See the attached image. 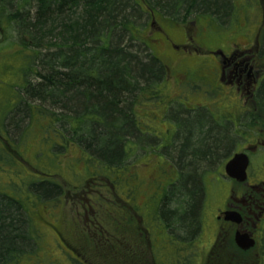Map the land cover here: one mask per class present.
<instances>
[{"label":"flooded vegetation","instance_id":"1","mask_svg":"<svg viewBox=\"0 0 264 264\" xmlns=\"http://www.w3.org/2000/svg\"><path fill=\"white\" fill-rule=\"evenodd\" d=\"M229 3L228 11H210L213 14L206 20L186 18L179 23L155 18L151 36L165 68L164 93L138 107L137 130L128 144V158L140 156L145 161L121 179L129 182L126 186L119 184L120 176L112 177L118 183L103 175L90 176L86 188L75 192L72 201H58L71 205L70 223L63 213L56 216L52 202L50 208L32 206L37 222L35 232L30 233L32 240L37 246L43 245L42 240L55 246L66 261L53 260L54 254L47 258L49 263L94 264L87 255L95 251L88 238L98 239L99 231L110 233L100 219L104 216L101 198H105L117 220L111 235L126 236L138 247L145 242L149 264H193L195 259L200 264H264V0ZM141 116L152 131H143ZM191 121L204 132L224 135L226 145L217 160L201 170L198 226L187 234L181 219L188 211L189 195L181 188L186 167L180 164L179 151L188 135L193 145L201 141L193 131L186 133L185 122ZM237 155L246 161L245 178L244 173H239L240 179L227 172L228 162ZM14 158L23 168L17 171L23 184L27 179L40 183L42 176H50L25 153ZM52 179L45 182L53 183ZM100 181L107 188L93 187ZM94 191L97 199L90 198ZM71 192L70 188L67 195ZM33 193L38 191L34 188ZM6 194L17 198L15 192L0 191ZM29 200L39 203L36 198ZM202 235L208 236L205 246L193 249ZM237 235H248L255 247L241 248ZM47 239L53 241L47 243Z\"/></svg>","mask_w":264,"mask_h":264},{"label":"trees","instance_id":"2","mask_svg":"<svg viewBox=\"0 0 264 264\" xmlns=\"http://www.w3.org/2000/svg\"><path fill=\"white\" fill-rule=\"evenodd\" d=\"M145 9L151 27L158 14L177 22L180 15L197 18L204 10L224 13L230 4L228 0H0V32L13 28L23 37L10 56L14 64L20 63L12 67L17 71L10 84L13 95H2L13 99V104L0 107V164L15 176L23 171L14 158L23 152L6 132L10 123L19 128L28 120L32 127L45 119L44 140L61 141L54 148L74 143L89 154L90 161L99 160L112 172L128 166L136 110L164 93V64L152 50L150 29L139 21ZM47 100L54 106L51 110L45 108ZM185 124L186 133L193 131L201 140L193 145L188 135L179 151L180 164L186 167L181 188L189 195L181 228L193 234L201 205V170L217 160L226 141L224 135L204 132L192 121ZM39 157L46 158L43 152ZM12 187L6 184L0 191L15 192L18 199L20 192ZM34 188L45 202L60 191L58 185L45 181ZM14 199L0 195V264H11L31 248L25 209L33 207L24 202H34Z\"/></svg>","mask_w":264,"mask_h":264},{"label":"rangeland","instance_id":"3","mask_svg":"<svg viewBox=\"0 0 264 264\" xmlns=\"http://www.w3.org/2000/svg\"><path fill=\"white\" fill-rule=\"evenodd\" d=\"M229 3V0H228ZM230 4V3H229ZM166 5V4H165ZM167 7V6H165ZM169 8V7H167ZM158 9H163L161 7H158ZM147 13L142 14V16L139 18V21L142 24H145L146 27H148L147 31L151 28L149 25L150 22V16L148 14L147 9H145ZM159 12H163L160 10H157ZM165 12V11H164ZM163 12V13H164ZM199 16L195 18L194 15H190L187 19H209L211 18L210 15L213 14L210 13V10H204L199 12ZM202 15V16H201ZM201 16V17H200ZM159 20H163L165 18L161 14H158L156 16ZM179 20L177 22H185L182 18V15L178 16ZM150 36L152 35L149 34ZM152 38V36H151ZM23 37L20 36L18 30L16 29H7L6 32L1 33L0 32V43H1V49H0V107L3 109L10 108L13 104V99H5L3 96H5L7 93L10 95V98L13 95V90L10 87L11 82L14 81V75L17 73L13 68L20 66L19 62H14L11 60L12 58L10 56L13 55V48L20 46L22 43ZM153 39V38H152ZM28 41V40H27ZM150 43L152 44V47L154 48L155 54L160 56V53L155 48L154 42L150 40ZM12 44V46L9 47V45ZM160 42H158V45ZM208 56V54H207ZM11 66V67H10ZM13 67V68H12ZM36 98H30L31 100H34ZM45 108L51 110L54 106H52L47 100ZM34 103H37L34 101ZM178 103V102H177ZM51 107V108H49ZM56 109V108H55ZM11 116V115H10ZM9 118V116H8ZM142 122L141 125L143 127V131H152V128L149 125V122L146 121L144 116H141ZM9 121V120H8ZM45 119H40L35 122H33L32 127L29 125V121H24V124L22 123L19 128H12L13 124H9L8 132L9 136L12 138V140L16 143V145L21 149L23 153L26 154L27 157L31 158V161L37 165L39 169L42 170L43 173H46L50 176H42L40 180L46 181L49 178L55 181L53 184H56L60 187L61 195H54L52 196L48 201V205L45 201H40L38 198L39 193H33L34 191V183L32 179H27V183L23 184V182L19 181L18 177L13 175L11 173V169L8 168L5 164H0V187L3 189V187L7 184V187H12L14 189H11L16 192H20V195L18 199H14L18 202L26 201L29 198H36L38 199L39 203H25L28 204V206H49L51 205L55 206L52 207V210H56L58 212L57 217L62 216L60 213H63L67 221L70 223L71 217L74 215L73 211L71 210L70 204H59L58 201L61 199L72 201L75 197V192H78L82 190L83 188H86L87 180L90 176L99 177V175H103L106 177H110L113 182L121 183V185L126 186L129 182L126 179L121 180L122 178H128V175L130 172L134 171L136 168L135 165L141 164L145 161V158H132L127 160V167L120 170H114V173L110 168L107 170L102 168V163H100L99 160L92 159L89 160L91 157L88 153H85L82 148L74 143L71 145L65 147V148H59L58 145L54 148V145L59 143L58 139L54 138L52 139V142L44 140L42 136V130L43 126L45 125ZM43 124V126H42ZM26 125V126H24ZM7 129V128H6ZM141 138H145V135L140 136ZM131 141V140H130ZM52 147V150L50 149ZM43 152L44 156L46 158H40V153ZM4 156V157H3ZM3 157V160H6L5 155H1V159ZM48 157V158H47ZM127 168V169H126ZM131 169V171H130ZM139 173H142L141 170L137 168ZM118 181H114L112 177H118ZM12 182V183H10ZM10 185H9V184ZM13 183H17L19 186L12 185ZM33 183V184H31ZM105 182H98L93 187L97 188H107V186L104 184ZM36 184V183H35ZM72 189L73 192H71L69 195H67V192L69 189ZM121 190V188H119ZM124 189V187H122ZM111 190V189H110ZM122 191V190H121ZM107 196L111 197V194H109L108 191H106ZM112 193V192H111ZM16 194V193H15ZM113 195V194H112ZM114 196V195H113ZM99 195L94 191L90 198L97 199ZM12 198V197H10ZM115 200H117L116 197H114ZM102 203H104V206L100 207L101 212L104 214L103 217H101V221L103 222L105 228H107L110 233L106 235L105 232L99 231L98 233V239H92L88 238L89 242L92 243V247L95 251L89 252L87 255L94 264H149L148 257L146 253L143 250V245L146 247L145 242L142 243V247L136 246V244L126 236H119V237H113L111 234H115L114 227L116 226L117 220L113 217V214L107 207H111L107 199L101 198ZM61 205V206H59ZM30 209V208H29ZM29 209H25L26 216L29 217L30 223L27 226V229L29 232L34 233L35 232V225L36 220L33 218L34 212L29 211ZM34 209V208H33ZM118 209V205L116 207ZM62 218V217H61ZM66 222V223H68ZM131 228L136 230L137 233V226L133 225V221H130ZM123 235V234H122ZM34 237L37 236L35 233L33 235ZM32 237V236H31ZM39 241H41L42 238H37ZM120 239V241H119ZM208 240L207 235H202L199 240H196V245L193 246V249L198 250L201 247H204L206 242ZM47 243L52 242V239H47ZM42 243H38V246L35 244L34 240H32L31 248H28L24 250L23 253H26L27 255H23V257L18 258L17 260L11 261V264H55L49 263L47 258H50L54 254H56L57 260L61 258V254L57 253L55 246H48L45 244L44 240H42ZM80 252V249L78 250ZM48 253V255H47ZM84 257V254L82 255ZM199 261V260H198ZM196 259L195 262L192 260L191 262L193 264H200ZM63 263V262H62ZM60 264V263H59Z\"/></svg>","mask_w":264,"mask_h":264},{"label":"water","instance_id":"4","mask_svg":"<svg viewBox=\"0 0 264 264\" xmlns=\"http://www.w3.org/2000/svg\"><path fill=\"white\" fill-rule=\"evenodd\" d=\"M243 156L237 155L227 164V172L233 177H238L239 173H244L243 178L246 176V161L243 160ZM245 164V165H244ZM231 168L233 173H231ZM241 179V176H239ZM234 220V218H233ZM237 243L243 249H250L255 246L256 242L248 235H237Z\"/></svg>","mask_w":264,"mask_h":264}]
</instances>
